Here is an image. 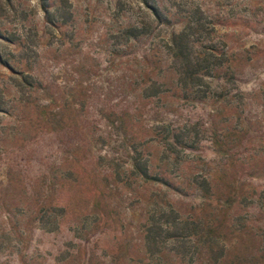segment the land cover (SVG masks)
Instances as JSON below:
<instances>
[{"label": "rangeland", "instance_id": "obj_1", "mask_svg": "<svg viewBox=\"0 0 264 264\" xmlns=\"http://www.w3.org/2000/svg\"><path fill=\"white\" fill-rule=\"evenodd\" d=\"M0 264H264V0H0Z\"/></svg>", "mask_w": 264, "mask_h": 264}, {"label": "trees", "instance_id": "obj_2", "mask_svg": "<svg viewBox=\"0 0 264 264\" xmlns=\"http://www.w3.org/2000/svg\"><path fill=\"white\" fill-rule=\"evenodd\" d=\"M177 37H179V34L176 36H173V38L171 39V43L173 45V52L172 53H173V57H174L175 61H178V60L182 61L183 53L180 52L177 41L175 40ZM196 64L197 63H195L194 66L185 65L182 67V63H181V66L179 67V71L177 72V74L179 76H181V78L189 79L190 80L189 83L191 85L196 84V81L200 79L199 76H202V77L205 76L206 77V76H208V73H210L212 68H215V66H212L211 69L206 68V69L202 70V69H200V67H196ZM203 71H205V72H203ZM181 78L179 81H181ZM133 165H134V168L137 169V171L140 175H144V176L146 175L145 170H140L139 164H138L137 159L135 157L133 158ZM203 181H204L203 183H205V185H206L205 180H203ZM206 188H207V186H206Z\"/></svg>", "mask_w": 264, "mask_h": 264}]
</instances>
